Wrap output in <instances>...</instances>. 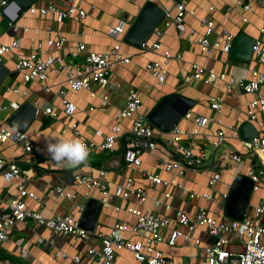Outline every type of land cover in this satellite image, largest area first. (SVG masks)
Returning a JSON list of instances; mask_svg holds the SVG:
<instances>
[{"label": "crops", "instance_id": "0c3cea01", "mask_svg": "<svg viewBox=\"0 0 264 264\" xmlns=\"http://www.w3.org/2000/svg\"><path fill=\"white\" fill-rule=\"evenodd\" d=\"M165 7L174 10V2L171 0H158ZM60 4L63 2L58 1ZM46 0H35L30 6L37 8L46 5ZM188 7L195 10V14L185 18L186 34L194 32L200 37L205 34V28L201 23L204 16H211L215 21L214 32L211 38L218 36L222 28H228L235 34L244 32L254 39H264L261 27L264 26V10L257 3L253 4V9L245 11L237 8L229 11L230 6L235 5L236 0H188ZM30 6L18 16V7L15 2L6 13L0 16V46L11 44L14 40H19L20 44L14 50L6 52L2 56L1 63L11 71L4 83L0 86V102L6 103L9 100L18 99L15 93L8 90L9 87L18 86L27 90V101H31L39 109L37 118L32 122L27 132L32 139L42 149V154L34 155L23 152L22 148L13 140L7 142L0 141V156L7 159H15L26 174V187L35 192L39 199L25 197L29 206L41 211L46 216H56L71 214L77 218H82L85 211L81 213L79 207L87 205L90 199L103 202V192L99 187L87 188L77 185L76 174L98 176L100 170H105L108 174V196L109 205L102 204L96 226L94 229L109 232L118 222L134 224L137 217L130 213V207L147 210L150 209L160 215L168 216L176 226L177 211H185L194 214L200 207H205L208 212L217 217L223 218L224 195L230 193L237 176H247L252 166L262 165L259 159L253 155L244 145L239 134L241 124L248 121L247 106L255 97V94L248 92L228 93L225 89V82L217 80L206 82L204 78L195 79L194 63H199L202 73L207 74L213 69L217 73H227L229 76L251 78L250 70L256 68L263 71V66L253 57L250 62H241L231 58L230 53L214 49L209 54L200 48H192L186 38V34H180L177 27L172 24L166 27L160 42L163 49L170 50L173 54H181V58H174L168 65V75L166 82L159 83L158 80L146 69L149 61L157 60L163 62L164 57L161 51H147L127 43L124 40L125 34H114L109 32L110 26L120 25L125 28V33L129 25L136 18L141 10L142 2H129L126 0H83V7L87 14L84 18L70 17L63 23H59L56 18L49 14L41 15L38 11L32 13ZM210 7H213L211 9ZM244 17L248 21H244ZM10 18V19H8ZM14 20V21H13ZM10 22L16 24V30ZM52 27L53 33L48 31ZM66 37L63 47L47 46V39L52 35ZM152 40L155 36H152ZM42 42L45 47L44 55L53 54L64 58L66 63H83L85 54L78 52L77 47L83 43L87 49L96 51H106L115 45L120 46L123 55L130 57L127 63H116L110 79L118 84L115 89L103 88L95 83L93 89L95 95L87 89L74 91L65 80V76L58 68L53 67L48 71L46 80H34L25 83L22 75L16 73L14 66L18 53L31 52V44ZM126 42V46L122 43ZM190 77L189 80L186 78ZM44 86H49L50 91L44 90ZM136 88L142 100L141 111L147 114L163 97L180 93L192 100L194 105L189 109L192 117L187 119L182 117L179 125L189 132L198 127L195 117L210 116L214 120L205 127L200 128V133L193 138V149L196 154L201 150L206 153L203 164L198 170H188L184 174L177 171H167L164 168L165 162L180 159V154L174 143H170L167 135L158 136V144L155 149L145 150L142 154L140 166L126 163L124 159V140L119 138L115 143L113 151L101 148L88 150L86 163L77 168L65 167L48 154L46 145L58 139H78L91 140L100 143L103 137L96 134L101 129L105 133H110L113 126L121 128V132L126 134L131 130L132 118H119L118 113L126 105L127 91ZM65 90V97L77 105L76 111L72 115L65 113L63 96L59 91ZM261 93L264 95V84L261 86ZM108 95V104L102 105L104 95ZM213 96L222 98L223 106L220 110H214L210 106V99ZM52 108L56 116L45 115L42 111ZM4 125L11 126L6 115H1ZM249 122V121H248ZM67 123H77L78 133L71 128H64ZM256 130L257 136L264 134V111H258L257 119L251 122ZM230 126H235L238 136L233 135ZM218 130L226 133L225 142L219 147H215L213 142L217 138ZM188 142V141H186ZM237 152L242 155L243 162L235 163L231 159H223L225 154ZM146 172L159 174L166 181L174 180L171 185L155 184L149 181L144 174ZM220 174L219 180L210 184L209 180L214 174ZM129 177H133L137 185L143 186L149 195L147 201L142 202L140 198L131 196L122 198L115 194V189L119 185L126 183ZM218 184H220L218 186ZM61 186L68 192L75 194V198L59 197L55 193V187ZM188 192H211L217 200L212 201L205 198H191ZM17 186L0 179V197L9 200L13 195H17ZM171 192V196L165 200V193ZM260 194L258 201H264V190H259L253 194ZM252 197V198H253ZM155 200H161L171 205L169 209L164 204L157 206ZM257 201V202H258ZM256 202V203H257ZM251 201L249 211L254 204ZM119 207V209H116ZM6 208V203L0 202V212ZM184 229V228H183ZM170 234V228L166 229L164 235ZM195 237L206 243H212L214 238L210 236L205 228L196 230ZM43 237L44 241L39 238ZM124 237L128 241L142 240L139 234L127 231ZM50 241L55 243L51 246ZM181 241L177 246H170L166 243L160 244L161 250L166 256L174 258L178 262L200 263L205 255L198 246H183ZM101 248L98 239L84 241L70 234L55 233L46 225L30 223L16 224L10 232V239L0 246L1 264H75L73 256L82 254V262L86 263L88 257L86 252L89 248ZM67 253L64 258L57 256V251ZM118 264H140L130 250L123 248L117 252Z\"/></svg>", "mask_w": 264, "mask_h": 264}, {"label": "built area", "instance_id": "2783aa9c", "mask_svg": "<svg viewBox=\"0 0 264 264\" xmlns=\"http://www.w3.org/2000/svg\"><path fill=\"white\" fill-rule=\"evenodd\" d=\"M58 1L63 2L60 4ZM129 2L141 1L142 6L152 1L157 3L165 12V15L159 25L154 29L152 36L145 41L141 49L147 51H161L164 57L163 62L153 60L146 64V69L163 84L166 82L168 75V65L174 58H181V54H173L168 49H163L160 42V37L164 34V29L174 24L180 34H186L185 18L188 15L195 14L194 9L188 7V0L174 2V10H171L162 5L158 0H126ZM168 1V0H166ZM46 5L40 8L30 6L29 10L32 13L39 12L43 16L53 15L59 23H63L70 17L84 18L87 14L83 7V0H46ZM14 3L13 0H0V16L7 12L10 6ZM257 3L264 10V0H236L235 5L228 8L233 11L237 8H243L245 11H250L253 4ZM142 8V7H141ZM213 9V7H210ZM244 21H248L244 17ZM201 23L205 28V34L197 37L194 32H188L186 38L192 48H200L207 54L212 50H221L229 54L231 52L233 42L237 36L228 28H222L218 36L214 39L211 34L214 32L215 21L211 16H204ZM16 30L18 26L10 22ZM261 32L264 34V26L261 27ZM52 34V27L48 28ZM110 33L125 34V28L120 25L110 26ZM66 43L64 35L56 37L50 36L47 39L49 47H63ZM20 44L19 40H14L11 44H2L0 46V62L2 56L11 50H14ZM45 45L42 42H34L31 44V52L18 53L15 60L14 69L16 73L21 74L25 83H30L34 80L44 81L47 78L48 71L56 67L63 72L65 80L70 88L74 91L87 89L92 95H95L93 85L99 84L103 88L115 89L118 84L110 79V75L116 63H127L130 57L125 56L120 51V46L115 45L113 48L100 52L87 49L86 45L81 43L78 45V52L85 54L83 63H66L61 56L47 54L44 55L43 49ZM252 58L255 57L263 66V71L256 68L250 70L251 78L229 76L227 73H217L211 69L207 74L202 73V68L199 63H194L193 68L195 79L204 78L206 82H215L222 80L225 82V89L228 93L232 92H248L255 94V97L247 106L248 121L252 122L257 119L258 111H264V95L261 93V86L264 84V39L257 38L253 44ZM187 80L190 77L186 78ZM44 90L50 91L49 86H44ZM17 96L18 99L9 100L6 103L0 102V141L7 142L13 140L17 143L25 153L39 155L42 154V149L32 137L27 133L20 131L13 126L4 125L1 120V115H6L5 122L10 119L13 114L18 111L24 103L27 102V90L18 86L9 87ZM60 95L63 96L65 105V113L72 115L77 105L65 97L66 91L60 90ZM108 104V95L103 96L102 105ZM210 106L214 110H220L223 106L222 98L213 96L210 99ZM142 100L138 90L134 87L127 91L126 105L118 113L119 118H132L133 124L131 130L126 134L121 132V128L117 125L113 126L110 133H105L99 129L96 134L103 137L100 143L91 140H82L88 150L101 148L103 150L113 151L115 143L119 138L124 140V159L126 163L140 166L142 162V154L145 150L155 149L158 144L157 133L167 135L170 143H174L177 151L180 154V159L176 161H168L163 163L167 171H177L179 174H184L188 170H198L203 164L206 157L204 151L198 154L193 149V138L200 133V128L208 126L214 118L210 116H197L195 121L198 127L192 132L182 128L179 123L172 130L165 132L156 127L148 118V113L144 114L141 111ZM39 109L37 108V113ZM45 115L56 116V112L52 108H46L42 111ZM187 119L192 117L189 110L183 116ZM71 128L78 133L77 123H67L64 131ZM233 135L238 136V131L235 126H230ZM226 139L224 130H218L217 138L213 142L214 146L219 148ZM188 141V142H186ZM246 148L255 155L262 165L252 166L246 177L253 181V194L259 190H264V134L255 135L251 141L242 140ZM46 156L51 157L49 154ZM52 158V157H51ZM223 159H231L239 164L243 162V157L237 152L225 154ZM144 176L155 184H174V180L166 181L159 174L146 172ZM220 178V174L216 173L210 178V184L216 183ZM0 179L8 183H14L17 186V195H13L7 199L0 197L1 203H6V208L0 212V246L9 241L10 232L18 223L30 224L37 223L46 225L55 233L70 234L77 238L89 241L98 239L101 242V248L91 247L87 250L86 256L88 261L82 262V254L73 256L75 264H118L117 252L120 249L126 248L134 254V257L140 264H264V201H258L249 211L245 213L243 219H234L226 215L225 203L223 204V218H217L211 215L205 207H200L194 214H189L185 211L178 210L175 224L171 227V219L168 216L160 215L150 209H137L130 207V213L137 217L134 224L124 222L116 223L109 232L105 233L96 229H88L81 224V219L71 214L46 216L41 211L35 210L29 206L25 197L39 199L35 192L28 190L26 187L27 176L24 174L20 164L15 159H7L0 156ZM108 174L105 170H100L98 176H89L84 174H76L75 182L77 185L87 188L99 187L103 192V202L108 206V196L110 194L108 187ZM55 193L59 197L75 198V194L68 192L61 186L55 187ZM191 198H205L216 201V196L211 192H188L185 191ZM115 194L122 198L136 196L142 202L148 200L149 195L147 190L137 185L133 177H129L125 184L119 185L115 189ZM230 193L224 195L227 200ZM171 196V192L165 193V200ZM251 203V202H250ZM155 204L160 206L164 204L167 209L170 204L161 200H155ZM251 206V204H250ZM249 206V207H250ZM85 205L79 207L82 213ZM119 209V207H116ZM170 228L169 236H165L164 232ZM184 228V229H183ZM199 228H205L207 233L214 238L212 243H206L194 234ZM139 234L142 240L128 241L124 237V233ZM44 241L43 237L39 238ZM183 246H198L201 247V252L205 257L200 263L196 262H178L174 258L166 256L161 250L160 244L166 243L170 246H177L179 242ZM51 246H55L53 241H50ZM57 256L64 258L69 255L60 250L57 251ZM1 264V263H0Z\"/></svg>", "mask_w": 264, "mask_h": 264}, {"label": "water", "instance_id": "95a60500", "mask_svg": "<svg viewBox=\"0 0 264 264\" xmlns=\"http://www.w3.org/2000/svg\"><path fill=\"white\" fill-rule=\"evenodd\" d=\"M18 7L17 14L20 16L35 0H13ZM178 2L182 0H176ZM165 15L164 10L155 2H146L136 18L129 25L124 40L136 47H141L147 41L159 25ZM10 19V18H8ZM14 21V20H13ZM255 39L244 32L237 34L230 52L232 59L250 62L253 53ZM10 69L0 62V86L10 74ZM194 100L180 94H171L163 97L148 112L150 121L160 130L169 132L179 123L187 111L194 105ZM37 118V107L31 101H27L9 119V124L14 128L25 132ZM239 134L242 139L251 141L257 134L255 126L248 121L241 124ZM253 197V181L243 175L237 176L229 197L226 200V215L234 219H243ZM102 209L99 200L90 199L81 218V224L94 229Z\"/></svg>", "mask_w": 264, "mask_h": 264}, {"label": "clouds", "instance_id": "9594fccd", "mask_svg": "<svg viewBox=\"0 0 264 264\" xmlns=\"http://www.w3.org/2000/svg\"><path fill=\"white\" fill-rule=\"evenodd\" d=\"M46 150L54 161L73 169L86 163L89 154L87 146L78 139L61 138L55 142L50 141Z\"/></svg>", "mask_w": 264, "mask_h": 264}, {"label": "rangeland", "instance_id": "374dc122", "mask_svg": "<svg viewBox=\"0 0 264 264\" xmlns=\"http://www.w3.org/2000/svg\"><path fill=\"white\" fill-rule=\"evenodd\" d=\"M127 44H126V42H124V43H122V46L124 47V46H126ZM242 62V61H241ZM220 184H218V186H219ZM259 196H260V194H256L253 198H252V203L254 202V203H256L257 201H258V198H259Z\"/></svg>", "mask_w": 264, "mask_h": 264}]
</instances>
